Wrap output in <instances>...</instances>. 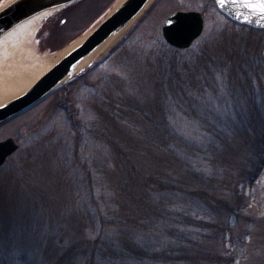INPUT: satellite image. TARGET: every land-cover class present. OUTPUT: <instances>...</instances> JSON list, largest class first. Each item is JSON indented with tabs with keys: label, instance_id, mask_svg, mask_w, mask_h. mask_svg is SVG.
<instances>
[{
	"label": "trees",
	"instance_id": "trees-1",
	"mask_svg": "<svg viewBox=\"0 0 264 264\" xmlns=\"http://www.w3.org/2000/svg\"><path fill=\"white\" fill-rule=\"evenodd\" d=\"M227 23L248 31L223 33L195 68L220 64L215 57L224 60L221 75L244 95V107L234 113L238 121L212 115V122L209 115L192 138L167 128L169 95L181 97L184 88L196 91L200 85L194 66L190 71L184 64L186 74L173 61L180 49L170 45V68L152 61L161 106H154L155 98L139 102L133 93H112L113 84L103 87L93 102L99 123L87 131L113 152L112 171L92 164L103 170L104 188L97 194L90 160L76 149L67 157L65 164L81 168L92 184L84 193L89 203L84 201L81 217L63 235L54 236L46 264H264V28L229 17ZM101 61L52 93L79 140L73 88ZM37 167L33 163L28 171ZM63 167L54 170L55 179Z\"/></svg>",
	"mask_w": 264,
	"mask_h": 264
},
{
	"label": "rangeland",
	"instance_id": "rangeland-1",
	"mask_svg": "<svg viewBox=\"0 0 264 264\" xmlns=\"http://www.w3.org/2000/svg\"><path fill=\"white\" fill-rule=\"evenodd\" d=\"M110 1H83L73 9L66 23H58L57 30L64 39L79 33ZM6 2L1 0L0 6L4 7ZM150 7L131 27V32H125L123 38L129 34L122 45L105 55L106 59L74 86L72 99L80 111L81 140L72 130V120L67 111L52 94L21 115L0 124V141L12 137L19 144L0 166V264H46L45 258L51 251L54 236L63 235L73 219L81 217V207L84 201L87 202L84 193L92 184L89 185L81 168H70L68 163L65 164L67 157L73 155V149L82 160H90V182L94 183V191L98 194L104 188L99 179L103 170L98 167L93 170L92 164L105 165L104 171L111 172L113 152L87 131L97 126L100 120L96 117L93 102L99 100L103 87L113 84L110 87L112 93H133L139 102L155 98L154 106H161L156 99L159 95L152 61H162L164 66L168 63L170 68L172 59L168 58L166 45L180 49L173 61H178L183 71L184 64L190 71L194 66L196 78L200 79L196 91L186 87L181 97L175 91L169 95L167 102L172 101L167 108V128L192 138L200 122L209 115L212 122L215 117L212 115L228 116L230 121H238L234 113L244 107V95L234 88L235 82L221 75V61L224 60L215 57L212 61H220V64H214L212 68L202 66L200 72L195 65L202 61V54L215 48L223 33H238L239 30L243 33L248 29L231 28L227 14L221 10L217 0H154ZM175 11H199L204 18L201 35L187 48L169 44L163 35V23ZM32 41L33 37L25 45L32 47ZM262 56L264 58V51ZM188 69L184 71L186 74ZM209 70H213L211 75H207ZM206 75L210 77L206 78ZM33 163L38 166L35 173L29 172ZM63 166L68 168V172ZM61 167L65 172L61 178L55 179L54 170L60 171ZM262 183L264 187V174ZM94 201L100 204L99 199ZM93 206L91 215H96L95 203ZM238 261L236 264H240Z\"/></svg>",
	"mask_w": 264,
	"mask_h": 264
},
{
	"label": "water",
	"instance_id": "water-1",
	"mask_svg": "<svg viewBox=\"0 0 264 264\" xmlns=\"http://www.w3.org/2000/svg\"><path fill=\"white\" fill-rule=\"evenodd\" d=\"M74 1L75 0H18L12 4L5 5L4 7L0 6V37L25 19L38 14L47 8L53 7V9L38 22L36 28L37 31L42 20ZM148 1L149 0H126L119 7L117 4L116 7L104 16L81 42L77 44L75 43V46L73 45V48H71L63 58L56 62L24 93L0 106V123L8 121L29 110L45 99L58 87L66 84L70 79L81 74L87 68L101 60L117 44V41L110 47V49H108V51L90 59L84 67L69 75L72 66L77 61H80L83 57L91 53L114 31L127 24H129V26L125 32L129 31L138 18L144 14L154 2L153 0L143 10ZM242 2L243 0H237L236 3H232L231 0H227L224 7H220V5L219 7L230 18L238 22L248 23L256 27H264V16H261L248 8L242 7ZM6 8L8 10L5 11ZM135 17L136 19L134 20ZM245 17H247V20H245ZM162 29L164 38L169 44L182 49L187 48L201 35L204 29V18L199 11H175L166 18ZM125 32L121 38L126 34ZM17 148L18 144L13 138L0 141V166Z\"/></svg>",
	"mask_w": 264,
	"mask_h": 264
},
{
	"label": "bare ground",
	"instance_id": "bare-ground-1",
	"mask_svg": "<svg viewBox=\"0 0 264 264\" xmlns=\"http://www.w3.org/2000/svg\"><path fill=\"white\" fill-rule=\"evenodd\" d=\"M16 1L18 0H7L5 5L12 4ZM125 1L126 0H121L118 7ZM152 1L153 0H149L143 10ZM52 9L53 7L47 8L46 10L25 19L0 37V104L5 101L8 102L10 98L24 93L56 62L63 58L71 48H73L72 46L61 52L41 55L35 50L33 45L32 47L25 45L26 41H28V39L31 40L33 37L38 22ZM135 19L136 17L134 20ZM128 26L129 24L114 31L91 53L83 57L80 61H77L72 66L69 75L84 67L90 59L108 51V49H110V47L121 38ZM27 59L29 61H25Z\"/></svg>",
	"mask_w": 264,
	"mask_h": 264
},
{
	"label": "crops",
	"instance_id": "crops-1",
	"mask_svg": "<svg viewBox=\"0 0 264 264\" xmlns=\"http://www.w3.org/2000/svg\"><path fill=\"white\" fill-rule=\"evenodd\" d=\"M85 0H75L74 2L64 6L60 10L55 11L52 15L42 20L33 37V46L39 54L56 53L64 51L72 47L75 43H79L85 38L92 29L106 16L111 10L116 7L120 0H112L102 10V12L86 25L79 33L69 36L67 39L62 37L58 31V23L60 25L66 23L68 16L73 9L83 3Z\"/></svg>",
	"mask_w": 264,
	"mask_h": 264
},
{
	"label": "snow or ice",
	"instance_id": "snow-or-ice-1",
	"mask_svg": "<svg viewBox=\"0 0 264 264\" xmlns=\"http://www.w3.org/2000/svg\"><path fill=\"white\" fill-rule=\"evenodd\" d=\"M226 2L227 0H217V3L220 5V7H224ZM231 2L236 3L237 0H231ZM241 6L258 13L261 16H264V0H254V2L253 0H243ZM6 10L8 9L6 8L5 11ZM245 20H247V17H245Z\"/></svg>",
	"mask_w": 264,
	"mask_h": 264
}]
</instances>
